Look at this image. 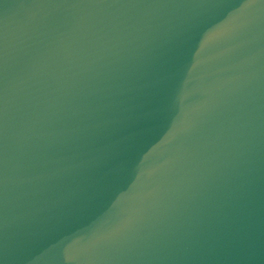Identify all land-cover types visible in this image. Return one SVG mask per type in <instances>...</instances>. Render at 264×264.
Wrapping results in <instances>:
<instances>
[{
  "label": "water",
  "instance_id": "1",
  "mask_svg": "<svg viewBox=\"0 0 264 264\" xmlns=\"http://www.w3.org/2000/svg\"><path fill=\"white\" fill-rule=\"evenodd\" d=\"M0 264H264V0H0Z\"/></svg>",
  "mask_w": 264,
  "mask_h": 264
}]
</instances>
